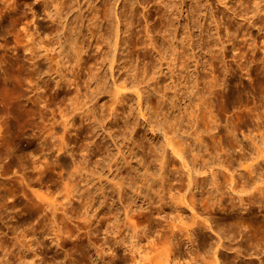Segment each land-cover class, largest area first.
Wrapping results in <instances>:
<instances>
[{"label":"rangeland","instance_id":"1","mask_svg":"<svg viewBox=\"0 0 264 264\" xmlns=\"http://www.w3.org/2000/svg\"><path fill=\"white\" fill-rule=\"evenodd\" d=\"M24 1L25 0H0V264H128V263L134 264V260H135V262L136 261L142 262L143 259L140 260L141 255H139L137 253H136L137 255H134L135 254L134 251L129 252V249H130L129 247H128L129 249L127 248L125 251V248H126L125 244L124 245L116 244L112 248L113 249L112 252H111V250H105V248L103 246H105L106 235L112 236V233L110 231L114 230V225L117 222V221L115 222V220L116 219L118 220V218H120L119 219V220H121L120 222L123 223L124 220H126V218H127V209L128 208H132V209L134 207H135L134 209H141L143 207H144V209L147 208V206L150 203L149 196H151L152 193L148 192V188H146V187H144V189H143L144 192H142L143 193L142 196L136 195L137 194L136 191L133 193V190H135L136 187L138 186V181L135 180L136 182L134 181L133 186L134 187L136 186V187L135 188L132 187L131 190L126 189L125 190V196L126 197L124 198L125 200H121V193L118 189H117V191L114 190L113 185L111 184L113 181L111 179L114 178L113 176H115V178L118 179L120 176L124 175V176L128 177L126 179H128L129 181L126 180V182L129 183L131 181L133 175H136L137 177L136 176L135 177L138 179L143 177V173L145 171V170H143V168L146 169L145 168L146 166H143L144 162L146 165L148 164L151 166V172H153V173H156L158 171L160 163L158 162V160H156V158L151 157L152 155H150V153H149V151H150L149 147H148L149 150L145 149V151H143L142 147H139L138 149H136L137 153L133 159L134 162L132 161L133 162V168L135 167L134 171L136 170L135 172L133 171L130 174L127 173V168L129 166H127V164L124 162L122 157L120 158L121 160L119 161L118 166L112 165L115 161V159L113 157L116 158L118 156V149L115 146V144L113 143L112 138L109 137L108 131L112 130L111 125H115V127H117V128L120 126V129L119 128L118 129L122 132L121 133L122 137H123V134H125L126 132H127L128 136H131L132 134H130V131L126 130L123 126V124L125 122L130 120V123L132 122V124H133V122H135V124H138V126H139V127L136 126V133L137 134L134 133V137L136 139H137V137H139V135L146 133V135L149 136L147 140L148 141L150 140V143L154 141L153 143L157 144L158 148H160L158 150L162 151L161 145H162V142L164 141L163 139H165L164 130L163 129L161 131L159 130L156 133L151 132V127H150L149 123L145 122L144 118L143 119L141 118L142 116L140 115V111H138V110H140L139 98L137 97V95L134 92L132 93V91H133L132 89H134V88L130 89L131 91L128 90V93H129L128 98L129 99H127L128 101H126V103H127L126 106L127 105L128 106H127V110H126L127 114L124 113L125 117L122 114L121 119H118V120L116 118L111 119L110 117L109 118L107 117L108 118V119L106 118L107 120L106 119L101 120L102 123L100 122L101 123L99 126L100 129L98 127L99 130L97 129V134L93 139L91 138L92 133L90 131H87L88 133H86V131H84V133H79V132H81V130H80L79 124H78V126H76L73 129L72 136L73 135L74 136L72 137L73 139L71 140V147H73L72 150L76 154V155H74V157L77 159L76 161H78V162L81 158H82L81 160L84 159V161L86 162L85 159L87 158V162H90L91 167H93V168H95V166H93V165L96 164V166L98 167V170L100 169L99 170L100 172L101 171L104 172V173L101 172L102 174H104V176H103L104 179H102V181L100 179L97 180V178H99V177L96 176V174H95L93 176V178H92V176L89 178L90 182L87 181L86 179L81 180L84 184H82V182H81V184L79 186V189H80L79 193H80V195H82V193H83V195H85V197L84 196H82V198L79 197L78 199L81 201L78 200L77 201L78 204L76 203V205L73 204L72 202H70V200L66 197L65 190L63 189L64 183H63V181H61L62 178H61V176H59L60 174L58 175L59 171L58 170L57 171H55V170L50 171L51 169L49 170V166H50V162H51L50 161L51 160L50 155H47L46 154L47 152L40 150L41 142H42L41 139H38L35 142H33L32 146H30V147H28V145H29L28 143L23 144V94L25 91L24 89H26L25 86L28 83L25 80L23 82V79H25L27 76V78H32V79L34 78V80H35V78L36 79L38 78V80H36V81H39V76H40L41 77L40 79H42V81L44 79H45V81H47V79H48V81H50L52 83V85L54 87H56V83L60 78L59 76L57 77V75H52V76L50 75V73L52 74V71H51L52 65L55 64V62H53V64H52L50 59H48L51 57V55L53 53L56 52V51L52 50L53 48H51L52 46H50L53 44V42H52L53 38L51 39V37H54L55 35H53V34H56V29L53 28L54 25L51 21L52 20L51 15H54V14H52V12H54V13L56 12V7L54 5H52L50 7V10L51 11L53 10V11L51 12L48 10L49 11L48 12L46 10L48 8H44L42 6L40 7V5H38V2H39L38 0H26L27 1V2L25 1L26 3ZM34 1H37V2L35 3ZM104 1L105 0H94V1L93 0L92 1L91 0H77V3H81L80 5H82V7H83L82 8V12H83L82 16H83V18H85V20L83 19L84 21L82 22V20L80 18L81 23L80 22L79 23H80L81 27L83 24V33L85 34L86 37L89 36L88 35L89 34L88 33L89 32V18H90V13L92 12L91 11L92 8L88 9V7H91V5L94 6V4H95V6L98 4L100 5ZM110 1H111V7H112L111 8L112 9L111 16H110L111 21L103 19L102 23H101L102 26H107L109 22L112 23V24L110 23L112 25L111 30H109V32H106V33L104 32L105 31L104 27L101 26V28H102L101 31L104 34H106V35H104V37L106 38L105 43H103L102 41L101 42L106 46H104L102 44L100 51H99V49H97L98 41L102 40V37H100L102 35L101 34L102 32L97 33L98 36L96 35L95 38L94 37L89 38L90 40L86 41V43H85L86 45L89 46L88 47L89 53L88 54L86 53V57H88V58H84V61H82L83 66H81L82 67V70L80 72V76H81L80 80L81 81H80V87H79L81 89L80 90L81 93L82 92L84 93L86 91V89L89 87L88 83L91 80V74L93 72V68L99 66V65L95 66V63L97 64V61H98V60H96V58L98 59V56L104 55L105 53H103V52L106 51L107 49L109 50V48H110L109 46H111L115 42V38L117 37L116 34H114V32H116V25H117V20H116L117 18H115V17L117 16L116 14H118V12L120 13V15H119L120 21H121L120 23H123V24H121V31L119 34L120 38H123V37H125L124 35H126V33L124 34V32H125L124 30H126V27L124 28V26L126 24H125V20H123V19H126L125 18L126 15L123 14V16H122L121 13L127 14L129 11V10H127L128 6L127 7L125 6L124 0H110ZM206 1L207 0H173L174 3L176 2L175 3L176 5L173 3L174 6L172 5V0H171V3L168 0H130L129 1L132 4L131 5L129 3L130 4L129 7L133 8V6H134L133 9H130L131 12H129V13H132V11H134V20L135 21H134V24L132 26H130L132 28H130L129 33L127 32L128 34L126 37L129 38L130 36H133L135 34V36L137 37V39H139V41L141 43L142 52L140 51L138 53L133 54L132 60L128 59L130 61H133L132 63H134L133 65L135 67L133 66L132 71H126V70L118 71L120 68L116 67L115 75L113 76V75H111L112 72L110 71V68H108L109 62H106L105 63L106 66H104V69H102L103 70L102 74L105 75V73H106V75L109 76L107 78H110L109 84L111 83L110 84L111 86H112V82H113L112 79H114L115 76H116L115 78H118V79L123 78L124 79V77L125 78L127 77V74H130V78H128V79L131 81V84H134V82L136 83V81H142L143 80L144 74H145L146 70L148 69V66H150V69H148L147 71H148V74L149 73H151V74H149V77L147 79L148 83L144 85L146 87V89L148 90L147 96L144 100V102L146 104H144V102H143L144 109L146 108L145 110H146V112L148 111L147 114L149 116L153 112V110L151 111L152 104H150V103H152V102L157 103L159 101L161 102L162 95L166 91V87L164 86V83L166 86H167V84H170L169 85L170 91L167 94L165 106L167 105L166 106L167 109H170L169 114L171 116H177L178 117V115H179V117H180V115L182 116L183 114H186V112L192 111L194 109L196 110V114H198L199 113L198 111H200L198 108H201V106L199 105L200 104V97L198 96V94L196 97L195 91L194 92L192 91L193 92L192 93V92H189L188 90L183 89V83H185V80H187L186 82H188V80H190L189 77H191V79L192 78L196 79V77H197L198 82H201V87L199 86L200 83L195 84L196 90H197V85H198V87L203 90L202 92L204 94H206L205 95L206 98L207 99L210 98L209 100L214 101L216 103L218 102V96H217L218 94H212V87H213L212 85L213 84H211L212 82H214V79L217 78L216 80L220 83V85L218 87L219 90L222 89L223 85L221 84V81H223V80L224 81L222 83L227 82L226 84L228 85V83L230 84V81L240 80L243 77L242 80L250 87L252 84L255 85V83H257L259 80L256 73H260L261 78L264 79V77H263L264 75L262 74V72L264 71L263 70V68H264V55H262V53L264 54V52H263L264 51V19H263L264 12L261 15H257L255 17L252 16L253 11L250 12V10H254V8H256L254 0H253L254 4L251 0H249L248 6H246V4H243V3H247L245 0H240V1H237V0H226L225 1V0H223V2H218V0H211V1L208 0L207 2ZM250 1H251V3H250ZM258 1H262L261 4H264L263 0H258ZM93 2H95V3H93ZM196 2H197V4H196ZM226 2H228V3H226ZM198 3H200V5ZM206 3H208V4H206ZM89 4H90V6H89ZM195 4L198 5L197 8H196ZM210 4H211V6H210ZM229 5H230V8L232 7L231 8V11L233 10L232 12L230 11L229 7H227ZM253 5L255 7H253ZM27 6H29V7L31 6V7L29 8ZM34 6H36L35 12L37 14H36V18L34 17V20H33L31 12L33 11ZM167 7L169 9H167ZM190 7H192V8L190 9ZM247 8L249 9L248 10L249 13H247V15L249 14L248 17L250 16V18H248V19H250V20H248V22L243 21L242 17H240L241 16L240 12H242V13L246 12ZM164 9H166V10H164ZM236 9H238V10L236 11ZM78 10H79V8H76V11H74L71 14L72 17L70 15L69 18H75V16L78 15V13H79ZM211 10H213V11H211ZM126 11H127V13H126ZM227 11L229 12V14ZM164 12H166V13H164ZM234 12H235V14H234ZM251 13H252V15H251ZM49 14H50V16H49ZM231 14H232V16H231ZM195 15H196V18L193 17ZM210 15L211 16L215 15L218 17L213 16V18H214L213 19ZM130 16L131 15H129V18L132 20V18ZM173 16L175 17V19H172V18H174ZM259 16H261V17H259ZM37 17H38V19H37ZM170 17H171V19H170ZM220 17H221V19H220ZM238 17H240L241 19L240 18L238 19ZM69 18H68V20H69ZM129 18H128V20H129ZM206 18H208V20ZM163 19H165V20H163ZM168 19L170 20V22L172 21V25H170L169 31H166V27H165L163 21H166ZM232 19L235 21H232ZM252 20L254 22L257 20L255 23H256V26L258 25L257 26L258 28H256V27H254V28L256 30L259 29L260 31L258 30L259 31L258 37L254 38L252 36V38L251 37L248 38V36H249V34L247 35V32H249L248 26L249 27L251 26V22H253ZM212 21H214V22H212ZM242 22H244L245 24ZM218 23L219 24L221 23V24L219 25ZM239 23H240V25H239ZM129 25L130 24H128L126 26H129ZM173 25H175V26H173ZM187 25L189 27H187ZM229 26H230V28H229ZM173 27H174V30H173ZM227 27H228V29H227ZM236 27H237V29H236ZM246 27H247V30H246ZM52 28H53V30H52ZM148 29L150 30V32L153 31L151 36H153V37L154 36L156 37V35L158 36L156 38L154 37L155 42L157 41L156 43L161 47H162V45H164L163 47L165 50L163 49V47H162V49L164 51V54L168 57V59L170 57L174 56L171 54V53L174 54V52H173L172 46L170 44H171V42H173L172 40L175 41V37H174L175 35L177 36L176 37L177 42H176L175 46L178 47L179 52H182L185 49V46L188 45V46H186L188 48H186L185 51H186V53L190 52L191 56L189 54H187V55L190 58L196 57L193 60H195V62L197 60L198 63L196 62V65H195V62L192 60V58L189 59L188 65H190V63H191V65L189 66V69H186L187 70V72H186V70L184 71V69H185L184 68L183 69L184 72H182L183 75L185 74L184 75L185 78H182L179 75L181 73L178 72V70L175 72V74H178L177 76L175 74L172 75L171 71L168 69L166 62L163 61L165 63V65H164V63H163V65L160 64L159 61H162V59L160 60L161 55L160 54L158 55V51L156 49H154L153 46H151V44L150 45L148 44V43H151L150 37L148 38V36H147V30ZM171 29H172V31H171ZM176 29H178V30H176ZM218 29H220V30H218ZM239 29H240V32H239ZM190 30L192 31V33ZM188 31L190 32L189 33L190 35L188 34ZM234 31H235V33L233 34L232 32H234ZM63 32L67 33V31H63ZM168 32H169V34L166 35L165 33H168ZM175 32H176V34H175ZM229 32H231V36H230ZM31 33H34L35 35H31ZM207 33L209 35H206ZM220 34L223 36H221ZM244 34L246 35V37H244L245 36ZM163 35L164 36L166 35L167 38H169L168 42H166L164 40ZM228 37H229V39H228ZM178 38H179V41H178ZM147 39L150 41L149 42L146 41ZM182 39H184V40H182ZM209 39L210 40L212 39V40L210 41ZM226 39H227V42H226ZM250 39H253V41ZM255 39H257V40H255ZM229 40H230V42H228ZM213 41L214 42L217 41L216 42L217 44H215ZM45 42H47V43H45ZM107 42L111 43V44H107ZM146 42L148 45H145ZM159 42H161V43H159ZM187 42H188V44H186ZM189 42H191L190 43L191 47L189 46ZM223 42H224V44H223ZM46 44H47V46H46ZM127 44H126V46L123 45L124 49L121 47V49H119L117 51L118 52L117 56L119 55L118 57H119V63L120 64L122 63V61H124V58H127L128 53L130 52V50L127 48L128 47ZM174 44H175V42H174ZM211 44L212 45L214 44V45L212 46ZM219 44H221V46ZM217 45L220 47H218ZM224 45H225V47H224ZM45 46H46V48H44ZM147 46L150 48H148ZM183 46H184V48H181V50H182L181 51L180 47H183ZM261 46H262V48H261ZM27 47H30V48H27ZM255 47L256 48L260 47V48L256 49ZM47 48H48L47 51L44 50ZM147 48L149 51L147 50ZM210 48H212V49H210ZM252 48H254V49H252ZM28 49H30V50H28ZM191 49L193 51H190ZM219 49H220L221 53L219 52ZM101 50H104V51H101ZM48 51H51L52 53L51 52L48 53ZM256 51L257 52L262 51V53L260 52L261 57L258 54H256L257 53ZM100 52H102V53H100ZM191 52H194V54ZM222 52H224V53H222ZM144 53H146V55ZM49 54H51V55H49ZM96 54H97V56L95 57ZM170 54H171V56H170ZM48 55L50 57H47ZM210 55H212V56H210ZM213 55H214V57H213ZM154 56L158 57V59L155 58ZM87 59H89V60L91 59V60L89 61ZM149 60L150 61L154 60V62L150 63ZM155 61L157 64L155 63ZM177 63L178 62H176V68L177 69H178V67L181 68V66ZM155 64L158 67H155L156 66ZM159 64L162 67H160ZM197 64H199L198 65L199 68H198ZM177 65H178V67H177ZM136 66H137V68H136ZM99 67H101V66H99ZM90 68H91V70H90ZM196 69H198L199 71ZM154 70H158V77L161 76V77H159V80H161L159 84H156L155 80L154 79L151 80V78H150L153 75ZM229 70H231V71H229ZM140 71H143V72L140 73ZM134 73H137V76ZM247 73H249V74H247ZM195 74H197L201 78H199ZM225 75H227L228 77L226 76V78H225ZM178 76L180 78H182L181 79L182 82H180V80H178L179 79ZM202 77H203V79H202ZM27 78H26V80L29 81L30 79H27ZM162 78H163V80H162ZM171 78H172V80H171ZM204 78H205V81L203 83ZM220 78L222 80H220ZM253 78H255V79L253 80ZM164 79H166V80H164ZM195 79H193V81ZM196 80L194 82H196ZM251 80H253V81H251ZM152 81H153V83H152ZM162 81H164V82L162 83ZM167 81H169V82H167ZM23 83H25V84H23ZM95 84L96 83L93 82V86H96ZM174 84L178 85V87H179L178 94H177V92L174 93L175 91H173L174 88H172V87L175 86ZM153 86H155L154 88L157 92L153 90L154 88L152 89ZM160 86H162L161 89H160ZM220 86H221V89H220ZM180 88H182L183 91ZM180 90L182 91L181 93H180ZM191 90H192V88H191ZM251 90L252 91H250L249 93H247L245 95L248 97H245V96L244 97L247 100H249L248 101L249 107L251 108V110H253L254 113H258L261 115L260 112H263L262 115L264 116V93H263L264 88L260 89V87L253 86V88ZM35 92L37 93V90L35 91V88H34V90L31 91L30 94L34 95ZM70 92H72V93H69V95H68V93L67 94L63 93V95L65 94L64 96L67 97V95H68L69 97H71V94H72V97H73V95L76 94L74 87H72V90ZM197 93H199V92H197ZM132 94H134V95H132ZM183 94H185V96ZM61 95L59 97L47 95V97L42 98L43 100L40 104L41 108L39 107V110L41 109V110L49 111V114L51 115L49 118H51L53 116V114L59 115L60 114L59 109L61 107L63 108L67 102L69 103V100L66 101V97H64L63 95L61 96ZM129 96H131V97H129ZM215 96H217V97H215ZM172 97H173V99H172ZM195 97H196V100H195ZM109 100H110V96L102 95L100 103H102L104 101L109 102ZM173 100H175V101L173 102ZM190 100H192V104L195 101L194 103H197L198 105L193 106V108L192 107L189 108L188 111H185L186 107H188L190 105L189 103H191ZM197 100H199V102ZM130 104H132V105H130ZM129 105L134 110H132V108L130 109ZM172 105H174V107ZM186 105H188V106H186ZM202 107L204 108V106H202ZM254 107L255 108L259 107V108L257 110ZM27 108H28V110H27V114H26V119L36 120L37 116L39 114V110L37 109V107L28 105ZM128 108H129V110H128ZM248 110H250V109H248ZM232 111L235 113L236 110H231V111H229V113H225V117H224V115L222 116V120L220 123V127L222 129L225 127V123L226 124L231 123L230 122L232 119L231 117H232V115L234 116V113H232ZM208 113H209V111H208ZM214 113H216V111ZM156 115H153L150 118L151 124H153L155 122V120L158 118H159L158 120L162 119L161 118L162 115H160V114H156ZM126 118H127V120H126ZM109 119H111L112 121ZM224 120H226V121H224ZM263 120H264V118H262L261 120H257V121H256V118H250V120L247 124L248 127L245 124L241 128L240 133H239V137L244 139V140L246 139L245 141H247L248 143L252 142V140L250 141L248 139L255 138L256 134L258 136H260L261 133L259 134L258 131H260V132L264 131V121ZM46 121H45L44 125H46V127L48 128L49 127L48 124H50L52 120L50 122H48L49 120L47 122ZM103 121L105 123L107 121V123H106L107 126L105 125V123ZM88 122H89V120H86V124ZM256 122H259V123H256ZM185 123L188 124V117L185 119V121L182 124L183 128H185V127L187 128V124H185ZM260 123L262 124V127H260V128H262V130H259V124ZM198 124L201 127L200 129H202L203 124L197 123V121H196V125H198ZM256 124H258V125H256ZM102 126H104V127H102ZM76 128L79 131H77ZM139 128H141V129H139ZM107 129H109V130H107ZM249 130L251 132H249ZM112 132L114 133L115 131L112 130ZM189 132H192V130H189ZM151 134H153V135H151ZM206 134L209 135L208 133H206ZM251 134L254 136L251 137ZM207 135H206V137H207ZM106 136H108L109 138ZM121 136L119 137V139L117 138L119 146H121V144L124 141V138H121ZM206 139H207V142H210L211 144H213L212 140H210L208 137ZM260 139H261V136L257 137V140L261 142ZM185 140L186 141H192V137L186 135ZM95 141H96V143L97 142L107 143L111 148L110 152H112V154H114V155L108 154L107 152L105 153V150H102V149L101 150L100 149L95 150L94 149L95 147H93L92 155H90L91 153L89 151H84L83 153L81 152V148L85 146V143H87V142L93 143ZM159 142H161V143H159ZM192 143H193L192 145L196 147V150H197L196 152H198L200 150L201 151L205 150L204 146H203L204 147L203 148L202 146L200 147V145L198 144L197 145L198 147H197L196 144H194V141H192ZM250 144L252 145V147L250 145V148L253 151L254 148H256V147L253 145V143H250ZM133 145L134 144L131 143V145H129L128 148H127V144L125 145L126 147H124L123 145L121 146L123 148V151L125 152V154L127 156H130L131 149L129 150V148H133L134 147ZM33 146L36 148H33ZM38 146H39V148H38ZM262 146H264V145H262ZM199 147H200V150H198ZM30 148H32V149L30 150ZM38 149H39V151H38ZM256 150H257V148H256ZM256 150H254L253 152L250 151L249 154L257 155L258 150L257 151ZM94 151H96V152H94ZM31 152H33V153H31ZM39 152H40V154H39ZM203 152H206V151H203ZM38 154H39V156H38ZM214 154H216V153H214ZM40 155L43 158L42 157H41L42 159L39 158L38 162H40V163H37V166H34L35 168H32L34 163H31L32 164V165H30L31 167L26 165V162H32L31 160H33V157L35 159H37L38 157H40ZM82 155L85 156V158H83ZM106 155H109L111 157L108 158ZM148 155H150V156H148ZM170 155H171V152H170ZM170 155H169V157H170ZM188 156H189V158H191L192 155L189 153ZM144 157H145V159H144ZM90 158H91V160H90ZM221 158L223 160L226 159L224 154H221ZM27 160H29V161H27ZM214 160L216 161V156L214 157ZM96 161L101 166L98 165L96 163ZM100 161H102V162H100ZM109 161L113 162V163H111V165H110ZM48 163H49V165H48ZM38 164L39 165L41 164V165L38 166ZM47 166H48V168H47ZM110 166H112V167H110ZM235 167L237 168V171L244 169L243 168L244 166L241 167L238 165V163H235ZM263 167H264V165H263ZM109 168L111 170H108ZM257 168H258V170H260V169L262 170V168H260V165H258ZM261 170H260V173H261ZM100 172H99V174H101ZM159 172H160V170L158 171V173H156V175L158 174L157 175L158 177L160 174ZM262 172H264V171H262ZM237 173L238 172H236V175H237ZM260 173L258 171V174H260ZM99 174H97V175H99ZM105 175L107 178L105 177ZM208 175H209L208 173L207 174L205 173V174H202L200 176H208ZM108 177L109 178L112 177V178L108 179ZM236 178H238V177H236ZM91 179H92V181H91ZM103 181H104V183H103ZM151 182H153L155 188H158V186L160 185V182H156L153 179H151ZM211 182H212V180H211V176H210L208 183L206 184V188L205 187H200V189L195 188V190L198 189L196 191L197 196H198L197 199L199 202L198 209L200 208L199 210H201V211L203 210L202 198L209 196L210 191H212V190L213 191L211 193L212 194L214 193L213 196L217 195V193H216L217 191L214 192L215 189H211V187H212ZM105 183H107L108 185H106ZM250 183H251L250 185H252V182H250ZM261 184L263 185V183L260 182L259 185L261 186ZM104 185H105V190L107 187V190L105 192L108 194L107 195L109 198L108 201L105 200V197L103 196V193L101 190V188H103L102 186H104ZM86 186H88V187L85 188ZM90 188H91L92 194L89 191ZM202 188L203 189L205 188V190H203ZM61 189H63V190H61ZM145 191L148 193L145 194ZM226 191H227V189H226ZM253 191L256 192V189L253 188ZM229 192L227 191V193L225 194L226 197L229 195V197L226 198L227 200L225 199V201H227V202H225L226 205L229 204V201L231 202L230 199H231L232 195L230 196ZM251 192H252V189H251ZM86 193L90 196H88ZM94 193H96V194L98 193V195L96 196V194H94ZM101 193H102V195H101ZM63 194H64V197H66L67 199L62 197ZM147 194L148 195L150 194V195L145 196ZM206 194H207V196H206ZM247 194L248 193L244 194V196L246 195L245 197H248L249 194L248 195ZM94 196H96V197L94 200H92L93 203H91L90 198L91 197L93 198ZM61 197L63 199H61ZM52 198H53V200H52ZM55 198H57V199H55ZM58 198H60V199H58ZM126 198H127L128 202H127ZM237 198L240 200L239 197H237ZM237 198H236V200L239 204L236 202V200H235V202H236L238 209H240V210L243 209L242 212H244V213L247 212L246 208H247V206L249 207V205H247V204H249V201L248 202L245 201L246 203L244 202L245 204H242V202L239 201ZM64 199L68 200V202L65 201ZM82 199H83V201H82ZM57 200H59V201L62 200L61 201L62 204H60V202H58ZM130 200H133V201H130ZM48 201H50L49 203L55 202L54 205L58 209L54 205L52 206V204H48ZM66 202H67V204H65ZM81 202H84V203H81ZM87 202H90L91 205L86 206L85 203H87ZM130 202L132 204L135 203L134 204L135 206L132 207V204H129ZM47 204H48V206H47ZM63 204H64V206H63ZM240 204H241L242 208H241V206H239ZM66 205H68V206H66ZM82 205H83V208H82ZM243 205H244V207H243ZM58 206H60V207H58ZM65 206H66V209H65ZM52 207H54L55 209ZM68 207L69 208L71 207V208L69 209ZM94 207H95V209H94ZM81 208L84 209L83 210L84 212L82 211ZM86 208L89 209L90 212L88 211V209L86 211H88L90 214L88 212L85 213ZM252 208L255 209L259 215H261V213L263 214L264 207L259 206L258 203L255 205H252ZM96 209H98V210H96ZM112 209H115V212H117L118 214L113 212L114 210H112ZM170 210L171 209H170L169 205H167L166 211L163 214H160L157 210L153 211V213H154L153 218H155L153 221V225H152L153 235H155V233H157L158 227L155 228L157 226V224L160 221H164V222L166 221V219H165L166 215L168 212H170ZM96 212H97V214H95ZM189 212H190V209H189ZM189 212H188V208H187V210H184V214L190 215L191 212L190 213ZM86 214H88L87 215L88 218H87ZM91 214H92V216H91ZM215 214H216V216L214 215L215 217L221 216L220 212L215 213ZM164 216H165V218H164ZM184 216H186V215H184ZM214 219H212L213 224L216 225L217 221H216V219L215 220ZM110 222H113L114 225ZM110 224L112 225V227ZM114 233L115 232H113V234ZM115 234L116 235H113V236L119 235L118 233H115ZM252 234H253V237H254V235L256 236V233H253V232L249 233V235H251V236H252ZM126 235L128 237L129 232H126ZM213 236L217 240V238L215 237L216 234L215 235L213 234ZM241 239H242V237L238 236V238H236V241H239V240L241 241ZM226 241H228V240H226ZM254 242L256 243L257 240H255V241L251 240L249 243L244 242V243H246V246H244L242 248L245 250V252H244L245 257L243 258V260L247 261V260L253 258V261L255 264H259V263L262 264V262H260V260L261 261L264 260V246H263L264 244H262V246L261 245L259 246L258 244L252 245L251 243H254ZM197 243H198V241H196V244ZM101 245H102V248H101ZM123 246H125V247H123ZM179 246H178L179 251L177 252L176 260L178 261L180 259L179 261H183L185 257H187V258L189 257L191 250H192L191 245L189 243H187V244H184L182 246L181 245H179ZM249 246L251 247V249ZM115 247H117V248L115 249ZM256 249H258V250H256ZM261 249H263V250L261 251ZM223 250H222V252H223L222 256L220 255L221 256L220 257L221 258V264H230V262H228L223 257V256H225V254H227V252L225 250L224 251ZM259 250L262 252V253L260 252V256L251 255L252 254L251 252H257L258 253ZM102 251L103 252L105 251V252L103 253ZM228 252H232V250L228 251ZM233 252H234V250H233ZM204 253L205 252H202V254H204ZM248 253H250V254H248ZM185 254L187 256H184ZM193 255H194V253L192 252V256ZM132 256H134V257L132 258ZM262 256H263V258H261ZM136 258H137V260H136ZM246 258H248V259H246ZM146 261L148 262L147 259L143 260V262L148 264ZM182 263L184 264V262H182ZM231 264H234V263L231 262ZM263 264H264V261H263Z\"/></svg>","mask_w":264,"mask_h":264},{"label":"bare ground","instance_id":"2","mask_svg":"<svg viewBox=\"0 0 264 264\" xmlns=\"http://www.w3.org/2000/svg\"><path fill=\"white\" fill-rule=\"evenodd\" d=\"M38 1H39L38 5H40V7L42 6L44 8H48V9H46L47 11L48 10L51 11L50 7L52 5H54L56 7L55 13L52 12L53 10L51 11L52 14H54V15H51V17H52L51 21L54 25V27L53 26L52 27L56 29V34H53L55 36L51 37V39L53 38V40H52L53 44L51 43L52 45H50V46H52L51 48H53L52 50H54L56 52L53 53L52 55L49 54V55H51V57L49 55L47 57H50L48 59H50L52 64H53V62H55V64L52 65V69H51L52 74L50 73V75L51 76L57 75V77L59 76L60 78L56 83V87H54L52 85V83L50 81H48V79H47V81H45V79L42 81V79H40L41 78L40 76H39V81H36V80H38V78L37 79L35 78V80H34V78L33 79L27 78V76H26L27 79H30L28 81L24 77L25 79H23V82L25 80L28 83L25 86L26 89H24L25 91L23 94V144L28 143L29 144L28 147H30V146H32L33 142H35L38 139H41L42 142H41L40 150L47 152L46 154L50 155V159H51L50 161L51 162H50L49 170L51 169L50 171H52V170L53 171L54 170L59 171V173L58 172L57 173H58V175L60 174L59 176H61V178H62L61 181H63V183H64L63 189L65 190L66 197L70 200V202H72L73 204L76 205V203L78 204L77 201L79 200L78 199L79 197L80 198H82V196L85 197V195H83V193H82V195H80V193H79V191H80L79 186L82 182L81 180L86 179L87 181H89V178L91 176L93 178V176L95 174H96V176L99 177V178H97V180L100 179L102 181V179H104L103 178L104 174L101 173L103 171L100 172L99 171L100 169L98 170V167L96 166V164L93 165V166H95V168H93V167H91V163L87 162V158L85 159L86 162L84 161V159L81 160L82 158L80 159L81 161L79 160V162H78V161H76L77 159L74 157V155H76V154L72 150L73 147H71V140L73 139L72 137L74 136V135L72 136L73 129L76 126H78V124H79V128L81 130V132H79V133H84V131H86V133H88L87 131H90L92 133L91 138L93 139L97 134L98 127L102 123L101 120L106 119L107 117L108 118L110 117L111 119L116 118L118 120V119H121L122 114H123V116L125 115L124 113H126L127 106H128V105L126 106V104H127L126 101H128L127 99H129L128 98V95H129L128 90L134 88V89H132L133 90L132 93L134 92L137 95V97L139 98L140 110H138V111H140V115L142 116L141 118L142 119L144 118L145 122L149 123V125L151 127V132L156 133L159 130L160 131L162 129L164 130L165 139L162 138L164 140L162 142V145H161L162 151L158 150L160 148H158L157 144L153 143L154 141L150 143V140L149 141L147 140L149 136H147L146 133L139 135V137H137V139H136L134 137V133H136V126H138V124H135V122H133V124H132V122L130 123V120L125 122L123 124V126L126 130L130 131V134H132L131 136H128L127 132H126L125 134H123V137H122L121 136L122 132L119 130L120 126L118 127L119 128L118 129L117 127H115V125H111V129L114 130L115 132L113 133L112 130L108 131L109 137L112 138L113 143L115 144V146L118 149V156L116 158L113 157L115 159L114 163L109 161L110 165H111V163H113L112 165L118 166L119 161L121 160L120 158L122 157L124 162L127 164V166H129L127 168V173L130 174L134 171V168H135V167L133 168V162H134L133 159L137 153L136 149H138L139 147H142L143 151H145V149H148V147H149V149H150L149 153H150V155H152L151 157L156 158V160H158V162L160 163L159 164L160 169L158 168V171L160 170V172H159L160 174L158 177L157 176L158 174L156 175V173H158V171L157 172L155 171L156 173L151 172V166L148 164L146 165L144 162V164L143 163L142 164H143V166H146L145 167L146 169L143 168V170H145V171L143 173V177L140 179L136 178L137 177L136 175H133L131 181L128 183V182H126V180H128L126 178H128V177H126L122 174H121L122 176H120L118 179L115 178V176H113L114 178L111 179L113 181L111 184L113 185V188L115 191H117V189L120 191L121 200H125L124 199L126 197L125 196V190L126 189L131 190L132 187H134L133 185H134L135 180L138 181V186L137 187L135 186L136 189L133 190V193L136 191L137 192L136 195L142 196V194H143L142 192H144L143 189H144V187H146V188H148V192L152 193V195L151 196H149L150 194L145 195V196H149V198H150V203L147 206V208H145V209H144V207L141 209H134L135 207L133 209L128 208L127 209V218H126V220H124V222L122 221L123 223L120 222L121 221V220H119L120 218H118V220L117 219L115 220V222L117 221L115 225L113 224V222H110L114 225V230L110 231L112 233V236L106 235L105 246H103L105 248V250H111V252H112L113 251L112 248L116 244H118V245L119 244L120 245L125 244V246H126L125 251L129 247L130 248V249L128 248L129 252L134 251V253H135V254L133 253L134 255H137V254L141 255V257L139 256L141 259L140 258L139 259L140 260L147 259L148 262L147 261L146 262L148 264H179V263L183 264L182 262H184V264H186V263L187 264H221V258L220 257L222 256V253H223L222 250L224 249L227 252V254H225V256H223V257L228 262H230V264H231V262L234 264H255L253 261V258L249 259L247 261L243 260V258L245 257L244 256L245 250L242 248L244 246H246V243H244V242L249 243L251 240L252 241L257 240L256 243L255 242L251 243L252 245L258 244L259 246L260 245L262 246V244H264V211H263V214L261 213V215H259L257 213V211L252 208V205H255L257 203L259 204V206L264 207V172H262V171H264V167H263V165H264V146H262V145H264V131H261V132L258 131L259 134L261 133L260 134L261 142L257 140V137H260L257 134H256L255 138L248 139L250 136L247 138L250 141L252 140V142H250V143H253V145L257 148V150H258L257 155L249 154L250 151H252V149L250 148L251 144L248 143L247 141H245L246 139L244 140V139L240 138L239 133H240L241 128L245 124L246 125L248 124L250 118H256V121L264 118V116L262 115L263 112H260L261 113V115H260L258 113H254L253 110H251V108L249 107V103H248L249 100H247L245 98V97H248L245 95L247 93H249L250 91H252L251 89L253 88V86L260 87V89L264 88V79L261 78L260 73H256L257 77L259 79L258 82L257 83L254 82L255 85L252 84L250 87L242 80L243 79V77H242L241 79L239 78L240 80L230 81V84L228 83V85L226 84L227 82L222 83L224 80L221 81V84L224 87L221 85L222 89L220 86L221 90H219L218 87H219L220 83L216 80L217 78L214 79V82L211 83V84H213L212 85L213 86L212 87V94H218L217 95L218 96V102L217 103L209 100L210 98L207 99L205 96L206 94H204L202 92L203 90L200 89L198 87V85H197V90H196L195 84L200 83L199 86L201 87V82H198L197 77H196L197 80L195 78L191 79V77H189L190 80H188V82H186L187 80L184 79L185 83H183V89L188 90L189 92L195 91L196 97L198 94V96L200 97V104L199 105L201 106V108H198L200 110V111H198L199 112L198 114H196L195 109L192 111H188L189 108H191V107L193 108V106L198 105L197 103H194L195 101L192 104V100H190L191 101V103H189L190 105L189 104H188L189 106L186 105L188 107L185 106L186 107L185 111H188V112H186V114H183L182 116L180 115V117H179V115H178V117L177 116H171L169 114L170 109H167V107H166L167 105L165 106L166 97H167L168 92L170 91V86H169L170 84L166 83L167 84V86H166L164 83V86L166 87V91L162 95L161 102L159 101L157 103H154V102L150 103V104H152L151 111L153 110V112H152V114L150 113L151 115L149 116L147 114L148 111L146 112V110H145L146 108L144 109L143 102H144V100L147 96V93H148V90L146 89V87L144 85L148 83L147 79L149 77V74H151V73L148 74V71H147L148 69H150V66H148V69L146 68L147 70L144 74L143 80L142 81H136V83L134 82V84H131V81L128 79V78H130V74H127V77L126 78L124 77V79L123 78L118 79V78H115L116 77L115 76L114 79H112L113 82L111 81L112 82V86H111L110 85L111 83L109 84L110 78H107L109 76H107L106 73H105V75L102 74V72H103L102 69H104V66H106L105 65L106 62H109L108 68H110V71L112 72L111 75H113V76L115 75L116 67L120 68L118 71H120V70L132 71L134 63H132L133 61H130V60H132L133 54L138 53L140 51L142 52L141 43H140L139 39H137L135 34L133 36H130L129 38L126 37L127 34L129 33L130 28H132L130 26H132L134 24V21H135L134 20V11H132V13H129V12H131L130 9L134 8V6H133V8L129 7L131 4L129 2L130 0H124L125 6L126 7L128 6L127 10H129L128 11L129 14L127 13V11H126L127 14L121 13L122 16H123V14L126 15L125 16L126 19H123V20H125V24L126 25L130 24L129 26H126V25L124 26V28L126 27V30H124L125 31L124 34L126 33V35H124L125 37L120 38L119 34L121 31V24H123V23H120L121 22L120 16H119L120 13L118 12V14H116L117 16L115 17V18H117L116 19L117 20L116 32H114V34H116V36H117V37L115 36L116 37L115 42H114V44L109 46L110 51L108 49H107L108 51L106 50L107 52L104 50H101V51H104L103 53H105V54L104 55L100 54L101 56H98V59L96 58V60H98V61H97V64L95 63V66L99 65L101 67H99V66L95 67V68H93V72L91 71L92 72L91 80L88 83L89 87L86 89V91L84 93L83 92L81 93V91H80L81 89L79 87H80V81H81L80 80V77H81L80 72L82 70L81 66H83L82 61H84V58H88V57H86V53L87 54L89 53V50H88L89 46L86 45L85 43H86V41L90 40L89 38H91V37L95 38L96 35L98 36L97 33L102 32L101 31L102 30L101 23H102L103 19L108 20V21L111 19L110 18L111 11H112L111 1L105 0L100 5L98 4L95 6V4H94V6L91 5V7H88V9L92 8L91 9L92 12L90 13V18H89V32H88L89 36L87 35L88 37H86L85 34L83 33V24H82V27L80 25V23H81L80 18H81L82 22L85 20V18H83V16H82V13H83L82 8L83 7H82V5H80L81 3H77V0H38ZM168 1H170V3H171V0H168ZM209 1H211V0H209ZM237 1H240V0H237ZM245 1L247 3H243V4H246V6H248L249 0H245ZM251 1L253 2V0H251ZM251 1H250V3H251ZM34 2L36 3L37 1H34ZM218 2H223V0H218ZM254 2H255L256 8H254V10H250V12L253 11V15L251 13V15L253 17H255L257 15H261L264 12V4H261L262 1L254 0ZM254 2H253V4H254ZM93 3H95V2H93ZM173 3L174 2L172 0V5L174 6V4L176 2L174 4ZM226 3H228V2H226ZM196 4H197V2H196ZM198 4L200 5V3H198ZM206 4H208V3H206ZM89 6H90V4H89ZM197 6L198 5H196V8H197ZM210 6H211V4H210ZM255 6L253 5V7H255ZM27 7H29V6H27ZM35 7L36 6L33 7L32 12L30 11L32 13L31 15L33 17L32 18L33 20H34V17L36 18V14H37L35 12ZM227 7H229V9L231 11L232 7L230 8V5ZM76 8H79L78 15H76L75 18H69L70 15L74 11H76ZM191 8L192 7H190V9ZM167 9H169V8L167 7ZM164 10H166V9H164ZM237 10L238 9H236V11ZM248 10L249 9L247 8L246 12H244V13L240 12L241 13L240 17H242L243 21L248 22V20H250V19H248V18H250V16L248 17L249 14L247 15V13H249ZM211 11H213V10H211ZM164 13H166V12H164ZM228 14H229V12H228ZM234 14H235V12H234ZM129 15H131L130 17L132 18V20L129 18ZM49 16H50V14H49ZM213 16H215V15H213ZM213 16H211V17L213 18ZM231 16H232V14H231ZM38 17H37V19H38ZM71 17H72V15H71ZM171 17H170V19H171ZM193 17L196 18V15ZM215 17H218V16H215ZM240 17H238V19ZM259 17H261V16H259ZM68 18H69V20H68ZM128 18H129V20H128ZM208 18H206V19L208 20ZM165 19H163V20H165ZM172 19H175V17ZM220 19H221V17H220ZM263 19H264V17H263ZM214 21H212V22H214ZM232 21H235V20L232 19ZM163 22H164V25L166 27V31H169L170 25H172V21L170 22V20L168 19V20L163 21ZM255 22L254 21L251 22V26L250 27L248 26V28H249V32H247V35L249 34L248 38H250V37L252 38V36L255 38V37H258V35H259L260 30L259 29L256 30L254 28V27L258 28L257 27L258 25L256 26ZM110 23L111 22H109L107 26H102V27H104L105 33L109 32V30H111V26H112L111 24L112 23L111 24ZM242 23H244V22H242ZM239 25H240V23H239ZM173 26H175V25H173ZM187 27H189V26L187 25ZM53 28H52V30H53ZM229 28H230V26H229ZM227 29H228V27H227ZM236 29H237V27H236ZM173 30H174V27H173ZM176 30H178V29H176ZM218 30H220V29H218ZM246 30H247V27H246ZM63 31H67V33H64ZM171 31H172V29H171ZM152 32L153 31L150 32L149 29L147 30V36H148V38L150 37V40H151V43H148V44L149 45L151 44V46H153V48L158 51V55L159 54L161 55L160 60L162 59V61L158 60L160 62V64L163 65V63L166 62L168 69L171 71L172 75L175 74V72L178 70V72L181 73L179 75L182 78H185V76H184L185 74L183 75L182 72H184L186 69H189V66L191 65V63H190V65H188L189 64L188 62H189V59L192 58V57L190 58L187 55V54L190 55V52L186 53V51H185V49L188 48V47H186L188 45L185 46V49L183 50L184 52L181 50V48H184V46L180 47V50L182 52H179L178 47L175 46L176 42H177V39H176L177 36L173 35L175 37V41L174 40H172L173 42L170 41L171 42L170 45L172 46V49L174 52V54L173 53H171V54L174 56L170 57L171 59L170 58L168 59V57L164 54V51H163L164 45H162V47H163V49H162V47L156 43L157 41L155 42V38L158 36L156 35V37L154 36L155 37L154 38L153 36H151ZM239 32H240V29H239ZM34 33H31V35H35ZM189 33L190 32L188 31V34ZM191 33H192V31H191ZM229 33L231 36V32H229ZM232 33L234 34L235 31ZM101 34L102 35L100 37H102V40L98 41V43L96 42L97 43V49H99V51H100V48L102 47V44L105 43V41H106V38L104 37V35H106V34H104L103 32ZM165 34L167 35V34H169V32L165 33ZM175 34H176V32H175ZM166 35L165 36L163 35L164 37L163 36L162 37L164 38V40L166 42H168L169 38H167ZM206 35H209V34L207 33ZM221 36H223V35H221ZM229 37H228V39H229ZM244 37H246V35ZM150 40L147 39L146 41L149 42ZM182 40H184V39H182ZM250 40L253 41V39H250ZM255 40H257V39H255ZM178 41H179V38H178ZM47 42H45V43H47ZM174 42H175V44H174ZM216 42L217 41H215L214 43L217 44ZM226 42H227V39H226ZM228 42H230V40ZM159 43H161V42H159ZM190 43L191 42H189V46H190ZM107 44H111V43L107 42ZM126 44L128 45L127 48L130 50V52L128 51L129 53H128L127 58H124V61H122V63L120 64L119 63V57H118L119 55L117 56V53H118L117 51L119 49H121V47L124 49L123 45L126 46ZM148 44L146 42L145 45H148ZM186 44H188V42ZM223 44H224V42H223ZM219 45L221 46V44H219ZM46 46H47V44H46ZM46 46L44 48H46ZM104 46H106V45H104ZM220 46H218V47H220ZM224 47H225V45H224ZM27 48H30V47H27ZM148 48H150V47H148ZM148 48H147V50H148ZM212 48H210V49H212ZM259 48L260 47H258L256 49H259ZM261 48H262V46H261ZM252 49H254V48H252ZM28 50H30V49H28ZM44 50L47 51L48 48L44 49ZM51 51H48V53ZM190 51H193V50L191 49ZM194 52H191V53L194 54ZM219 52H220V49H219ZM260 52L262 53V51H258L256 54H258L261 57ZM100 53H102V52H100ZM222 53H224V52H222ZM144 54L146 55V53H144ZM171 54H170V56H171ZM262 55H264V54L262 53ZM96 56H97V54L95 55V57ZM210 56H212V55H210ZM213 57H214V55H213ZM155 58L158 59V57H155ZM194 58H196V57H194ZM194 58H192V60ZM128 59H130V60H128ZM87 60H89V59H87ZM193 61L195 62V60H193ZM151 62H154V60L150 61V63ZM176 62H178L177 64H179L181 66V68H179L178 65H177L178 69L176 68ZM196 62H197V60H196ZM196 62H195V65H196ZM155 63H156V61H155ZM161 65H160V67H162ZM164 65H165V63H164ZM198 65L199 64H197V66ZM155 67H158V66L156 65ZM136 68H137V66H136ZM198 68H199V66H198ZM183 69H184V71H183ZM90 70H91V68H90ZM196 70H198V69H196ZM263 70H264V68H263ZM229 71H231V70H229ZM141 72H143V71H140V73ZM186 72H187V70H186ZM134 74L137 76V73H134ZM247 74H249V73H247ZM262 74L264 75V71L262 72ZM175 75L177 76L178 74H175ZM195 75H197V74H195ZM226 76L227 75H225V78H226ZM159 77H161V76H159ZM159 77H158V70H154L153 75L150 78H151V80L154 79L156 84H159L161 81V80H159ZM182 78L179 77L178 80H180V82H182V80H181ZM199 78H201V77H199ZM193 79H195L196 82H194L195 80L193 81ZM202 79H203V77H202ZM254 79L255 78H253V80ZM162 80H163V78H162ZM164 80H166V79H164ZM171 80H172V78H171ZM220 80H222V79L220 78ZM253 80H251V81H253ZM204 81H205V78L203 80V83H204ZM93 82L96 83L95 84L96 86H93ZM163 82L164 81H162V83ZM167 82H169V81H167ZM152 83H153V81H152ZM23 84H25V83H23ZM72 87H74L76 94L73 93L74 94L73 97H72V94H71V97H69L68 96L69 93H72V92H70L72 90ZM154 87L155 86H153L152 89ZM161 87L162 86H160V89H161ZM34 88H35V91L37 90V93L35 92L34 95H31L30 93H31V91L34 90ZM172 88H174L173 89V91H175L174 93L177 92V94H178V91H179L178 85H175ZM191 88H192V90H191ZM180 89L182 90V88H180ZM153 90L156 91L155 88ZM181 90H180V93L183 91V90L182 91ZM197 92H199L200 94ZM63 93H65V94L68 93L67 97L64 96L65 94L63 95ZM61 94L64 97H66V101L69 100V103L67 102L63 108L61 107L59 109V113H60V114L58 113L59 115L53 114V116L51 118H49L51 116L49 114V111H45V110H41V109L39 110L40 104L43 100L42 98L47 97V95L59 97ZM102 95L110 96L109 102L104 101V102L100 103ZM132 95H134V94H132ZM183 95L185 96V94H183ZM131 96H129V97H131ZM217 96H215V97H217ZM196 97H195V100H196ZM172 99H173V97H172ZM174 101L175 100H173V102ZM197 101L199 102V100H197ZM144 104H146V103L144 102ZM28 105L37 107V109L39 110V114H38L36 120L26 119ZM130 105H132V104H130ZM172 106L174 107V105H172ZM202 106H204V108ZM131 108L132 107L130 106V109ZM247 108L250 110H248ZM258 108H255V109L258 110ZM128 110H129V108H128ZM132 110H134V109L132 108ZM231 110H236L235 113L232 111V113H234V116L231 114L232 119H231V121L229 120L231 123L226 124L224 122L225 127L222 129L220 127L222 116L224 115V117H225V113H229V111H231ZM208 111H209V113H208ZM215 111H216V113H214ZM156 114L162 115L161 118L163 120L162 119L158 120L159 119L158 118L155 120V122L153 124H151L150 118ZM187 117H188V124L185 123V124H187V128L186 127L183 128L182 124ZM127 118H126V120H127ZM111 119H109V120H111ZM46 120L47 121L49 120L48 122H50L52 120L51 123L48 124L49 125L48 128L46 127V125H44ZM86 120H89V122L87 124H86ZM196 121H197V123L203 124L202 129H200L201 127L199 124L196 125ZM224 121H226V120H224ZM106 123H107V121H106ZM106 123H105V125H106ZM256 123H259V122H256ZM261 123L259 124V130H262V128H260V127H262ZM256 125H258V124H256ZM102 127H104V126H102ZM247 127H248V125H247ZM77 128H76V130H77ZM99 129H100V127H99ZM139 129H141V128H139ZM107 130H109V129H107ZM189 130H192V132H189ZM77 131H79V130H77ZM249 132H251V131L249 130ZM206 133H208L209 135H207ZM185 134L192 137V141H194V144H196V146L198 144L200 145V147L204 146L205 150H203V149L202 150L206 151L207 153L201 151L200 147L198 148V150H200V151L196 152L197 151L196 147L192 145L193 144L192 141H186L185 140V138H186ZM151 135H153V134H151ZM206 135L210 140H212L213 144H211L210 142H207ZM120 136H121V138H124V141L121 144V146L123 145L124 147H126L125 145L127 144V148H128L129 145H131V143L134 144L133 148H129V150L131 149L130 156H127L125 154V152L123 151V148L121 146H119L118 139ZM253 136L254 135L251 134V137H253ZM106 137H108V136H106ZM159 143H161V142H159ZM93 147H95L94 148L95 150H97V149L101 150L102 149V150H105V153L107 152L108 154H112V152H110L111 148L107 143H104V142H97L96 143V141L93 143H91V142L85 143V146L81 148V152L83 153L84 151H89L91 153L90 155H92ZM251 147H252V145H251ZM33 148H36V147L33 146ZM38 148H39V146H38ZM256 148H254V150H256ZM31 149L32 148H30V150ZM38 151H39V149H38ZM94 152H96V151H94ZM170 152H171L172 156L170 155ZM31 153H33V152H31ZM189 153L192 155L191 158H189V156H188ZM214 153H216V154H214ZM39 154H40V152H39ZM39 154H38V156H39ZM221 154H224L226 159L223 160L221 158ZM112 155H114V154H112ZM150 155H148V156H150ZM169 155H170V157H169ZM106 156L108 158L111 157L109 155H106ZM215 156H216V161L214 160ZM41 157H42L41 155L37 159H35L33 157L34 161L30 159L32 162H26V165L30 166V165H32L31 163H34L35 165L33 164L32 168H35L34 166H37V163H40V162H38L39 158L40 159L43 158V157L42 158ZM82 157L85 158V156H83V155H82ZM144 159H145V157H144ZM90 160H91V158H90ZM27 161H29V160H27ZM97 161H96V163H97ZM100 162H102V161H100ZM235 163H238V165L241 167L244 166L243 167L244 169L237 171V168L235 167ZM40 165L38 164V166H40ZM48 165H49V163H48ZM98 165H100V164H98ZM258 165H260V168H262V170L260 169L261 173H260V170H258V168H257ZM110 167H112V166H110ZM47 168H48V166H47ZM108 170H111V169L109 168ZM258 171L260 174H258ZM99 172L101 174H99ZM236 172H238L237 175H236ZM205 173L206 174L208 173L211 176V180H212L211 189H215L214 192L217 191L216 192L217 195L213 196L214 193L213 194L211 193L213 190L210 191L209 196H207V194H206L207 197L202 198L203 210L201 211V210H199L200 208L198 209L199 202L197 199L198 196H197V192H196L198 189L195 190V188H199V189H200V187L206 188V184L208 183L210 176L209 175L208 176H200V175L205 174ZM97 174H99V175H97ZM105 177H106V175H105ZM236 177H238V178H236ZM110 178H112V177H110ZM110 178L108 177V179H110ZM151 179H153L156 182H160V185L158 184L159 185L158 188L154 187V184H153V182H151ZM91 181H92V179H91ZM250 182H252V185H250L251 184ZM260 182L263 183V185L261 184V186H260L259 185ZM103 183H104V181H103ZM82 184H84V183L82 182ZM105 184L108 185L107 183H105ZM87 187L88 186H86L85 188H87ZM102 187L103 188H101V190H102L103 196L105 197V200L108 201L109 200V198L107 196L108 194L105 192L107 190V187H106V190H105V185ZM205 188L204 189L202 188V189L205 190ZM253 188L256 189V192L253 191ZM63 189H61V190H63ZM226 189L228 192L230 191L229 192L230 196L232 195V197L230 199L231 202L229 201L228 205H226V203H225V202H227V201H225V199L229 197V195L227 197L225 195L227 193ZM251 189H252V192H251ZM89 191L91 193V188ZM148 192L145 191V194ZM102 193H101V195H102ZM246 193L249 194V195L247 194L248 197H245L246 195L244 196V194H246ZM64 194L62 197H64ZM94 194H96V193H94ZM97 195H98V193L96 194V196ZM88 196H90V195H88ZM96 196H94L93 198L92 197L90 198L91 203H93L92 200H94ZM236 196L239 197L240 200ZM62 197H61V199H63ZM66 197H64V198H66ZM236 198L239 201H241L242 204H245L246 203L245 201H247V202L249 201V204H247V205H249V207L246 205L247 206V208H246L247 212L244 213V212H242L243 209H241V210L238 209V207L236 205V202H237ZM55 199H57V198H55ZM58 199H60V198H58ZM66 199H64V200L68 202V200H66ZM52 200H53V198H52ZM126 200H127V198H126ZM235 200H236V202H235ZM57 201L60 202V204H62L61 203L62 200L61 201L57 200ZM79 201H81V200H79ZM82 201H83V199H82ZM130 201H133V200H130ZM49 202L50 201H48V204H52V206H53L56 201L54 203H49ZM67 202L65 204H67ZM127 202H128V200H127ZM81 203H84V202H81ZM48 204H47V206H48ZM129 204H132V203L130 202ZM134 204H132V207L135 206ZM85 205L88 206L91 204H90V202H87V203H85ZM167 205H169L171 210H170V212L167 213L166 218L164 216L166 221L165 222L164 221H160V222L158 221L159 223L155 227V228L158 227L157 233H155V235H153L152 225H153V221L155 219V218H153V214H154L153 211L157 210L160 214H163L166 211ZM63 206H64V204H63ZM66 206H68V205H66ZM66 206H65V209H66ZM239 206H241V204ZM58 207H60V206H58ZM243 207H244V205H243ZM52 208H54V207H52ZM82 208H83V205H82ZM187 208H188V212L190 209V212H191V213L189 212L190 215L184 214V210H187ZM241 208H242V206H241ZM87 209L88 208L85 209V213L89 211V209H88V211H86ZM94 209H95V207H94ZM83 210L84 209H82V211ZM96 210H98V209H96ZM112 210H114L113 212H115V209H112ZM219 212L221 213V216L215 217L216 216L215 213H219ZM115 213H117V212H115ZM95 214H97V212ZM87 215L88 214H86V216ZM184 215H186V216H184ZM91 216H92V214H91ZM87 218H88V216H87ZM214 218L217 221L216 225L213 224L212 219H214ZM111 227H112V225H111ZM113 232L118 233L119 235L117 234L118 236H113V235H116L115 233L113 234ZM126 232H129L128 237L126 235ZM250 232L256 233V236L254 235V237H253V234H252V236L249 235ZM213 234L214 235L216 234L215 237L217 238V240L214 238ZM238 236L242 237L241 241L240 240L236 241V238H238ZM226 240H228V241H226ZM196 241H198L197 244H196ZM187 243H189L191 245V249H192L189 257L188 258L185 257L183 261H179L180 259L177 261L176 260L177 252L179 251L178 246L179 245L182 246V245L187 244ZM125 246H123V247H125ZM101 248H102V245H101ZM116 248L117 247H115V249ZM250 249H251V247H250ZM231 250H232V252H228ZM233 250H234V252H233ZM256 250H258V249H256ZM262 250L263 249H261V251ZM261 251L259 250L258 253L257 252H251L252 253L251 255L260 256ZM192 252L194 253L193 256H192ZM202 252H205V253L202 254ZM248 254H250V253H248ZM184 256H187V255L185 254ZM133 257L134 256H132V258ZM137 258H136V260H137ZM261 258H263V256ZM246 259H248V258H246ZM143 260H142V262H143ZM263 261L264 260H262V261L260 260V262H262V264H263ZM142 262L141 261L135 262V260H134V264H146L145 262H143V263ZM259 264H261V263H259Z\"/></svg>","mask_w":264,"mask_h":264}]
</instances>
